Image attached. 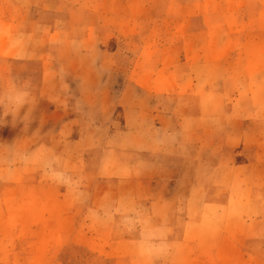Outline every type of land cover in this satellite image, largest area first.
<instances>
[{"label": "crops", "instance_id": "0c3cea01", "mask_svg": "<svg viewBox=\"0 0 264 264\" xmlns=\"http://www.w3.org/2000/svg\"><path fill=\"white\" fill-rule=\"evenodd\" d=\"M81 1L0 2V264H264V0Z\"/></svg>", "mask_w": 264, "mask_h": 264}, {"label": "rangeland", "instance_id": "374dc122", "mask_svg": "<svg viewBox=\"0 0 264 264\" xmlns=\"http://www.w3.org/2000/svg\"><path fill=\"white\" fill-rule=\"evenodd\" d=\"M2 0H0L1 2ZM38 1V0H36ZM40 2H42L43 0H39ZM81 1V0H79ZM97 0H82L80 3L83 4L84 6H94L97 3ZM256 9L253 10H249V17L251 18L252 21H250V33H257L256 32V28L258 26V24H256L255 19L257 17H255L256 14ZM105 18L103 21V25L100 26L99 28V34H100V38L103 42L102 45V50H116V11L108 9L106 11V13L104 14ZM65 16V13H64ZM152 16L154 17V20H156L159 16V13H152ZM47 18V17H46ZM138 40L133 39L131 44L133 48L137 47L138 44ZM125 43H122V47ZM251 44V43H250ZM137 49V48H136ZM106 54V53H104ZM103 62L107 63L108 65L114 67L113 72L108 74L109 79L108 82L110 84H113L114 82L116 83L118 79H120V75L118 73H116V66H114L115 63V59H113L112 57H107V56H102V58L100 59ZM122 64L125 65H129L132 63L133 59L129 58L127 56H123L120 59ZM8 65V67L10 68L11 73L14 76H18L19 80H21L20 82H24V85L27 86H32L34 87V90H37V86L39 83V79H40V64L39 63H28V62H20V61H9L6 63ZM125 74H121V79L124 77ZM76 96V93H70V98L74 99V97ZM5 135V134H4ZM3 135V136H4Z\"/></svg>", "mask_w": 264, "mask_h": 264}]
</instances>
